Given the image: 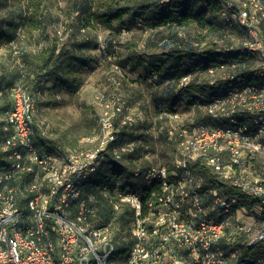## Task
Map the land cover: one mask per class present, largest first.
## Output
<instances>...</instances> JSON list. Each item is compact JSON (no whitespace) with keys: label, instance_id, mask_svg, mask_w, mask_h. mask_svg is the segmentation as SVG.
I'll list each match as a JSON object with an SVG mask.
<instances>
[{"label":"built area","instance_id":"obj_1","mask_svg":"<svg viewBox=\"0 0 264 264\" xmlns=\"http://www.w3.org/2000/svg\"><path fill=\"white\" fill-rule=\"evenodd\" d=\"M221 13L241 31L237 47L225 49L246 59L207 66L213 94L203 105L204 120L179 127L171 166H133L136 188H122L125 172L113 174L114 193L106 185L98 190L110 206L107 213L84 185L100 167L112 173L132 150V142L112 144L120 134L117 97L102 104L101 140L94 149H64L37 142L46 135L36 122L34 97L24 83L10 88L11 104L0 113V264L262 262L244 256L239 244L264 237V228L254 238L241 236L264 221V0H224ZM97 39L106 55L104 39ZM120 121L133 124L130 116ZM87 141L92 139L81 143ZM197 163L253 201L240 204L217 183L203 188ZM121 227L124 234L116 238Z\"/></svg>","mask_w":264,"mask_h":264},{"label":"rangeland","instance_id":"obj_2","mask_svg":"<svg viewBox=\"0 0 264 264\" xmlns=\"http://www.w3.org/2000/svg\"><path fill=\"white\" fill-rule=\"evenodd\" d=\"M79 1L0 0V31L9 29L12 35L0 44V74L9 86L24 83L28 87L35 100L36 122L55 147L75 149L84 144L85 148L94 149L101 140L98 117L102 104L115 96L122 113L114 117V123L123 132L122 142L133 144L129 152L132 157L125 156L123 162L139 167L171 166L177 151L175 138L179 127L205 117L197 97L199 92L187 85L189 82L202 85L212 76L203 70L198 60H192L190 72L181 77L178 74L182 68L170 69V59H165L164 70H152L147 76L137 62L115 66L118 60L132 59L135 54H147L154 64L164 59V54H177V50L192 53L210 47L220 50L232 45L236 48L240 28L234 20L225 18L222 11L214 14L208 9L212 25L191 22L150 28L129 13L123 18L125 22L133 20L130 28L114 22L112 29L98 25L95 30H80ZM98 35L104 39L105 48L112 45L113 52L100 54L85 40L89 37L94 42ZM51 47H55V53L60 48L68 49L74 59L83 64L65 75L70 81L74 78L76 81L60 91L53 87L47 75L50 64H43L34 57L42 49ZM183 58L187 63L189 59ZM183 77L189 82L185 83ZM7 88L0 93V113L7 105ZM123 116L133 118L132 126L121 123ZM87 137L92 141L81 143ZM105 188L108 190L107 186ZM91 190V187L86 188V191ZM262 228L264 221L254 224L252 230L241 236L254 238ZM229 231L236 233L233 227ZM259 264H264V257Z\"/></svg>","mask_w":264,"mask_h":264},{"label":"trees","instance_id":"obj_3","mask_svg":"<svg viewBox=\"0 0 264 264\" xmlns=\"http://www.w3.org/2000/svg\"><path fill=\"white\" fill-rule=\"evenodd\" d=\"M196 5H199V7ZM223 5L224 0H80L78 3V10L81 15L80 21L82 24L80 30H86L87 28L95 30L98 25L103 26L104 29H112L114 22H119L124 27L130 28L134 23L133 20L128 19V21L125 22L123 18L125 15H129V13H132L131 16L133 18L137 17L144 26L150 28H156L165 24L171 25L173 23L178 25H188L191 22H195L200 25H212L213 22L211 17L208 16L207 10L211 9L214 14H218L222 11ZM31 24L32 27H35L33 22H31ZM9 25L10 24H8V26ZM10 36L12 35H10L9 29L4 30V32L0 31V44L4 40H8ZM85 40L88 41V44H92L94 48L98 49L97 40L94 39L93 42L89 37ZM110 47L111 48L108 49L106 48L109 53L113 52L111 44ZM176 53L177 54L171 53L173 57H171L172 55L170 53L164 54V59L156 60L154 64L149 60L147 54H145L146 56L143 54H135L132 59L118 60L117 65L121 67V64L125 65L131 62H137L147 76L152 70H164L165 59H170V69H176L178 67L182 68L181 72L178 74V77H181L190 72L192 67L190 65H193L191 64L192 60H198L197 62L201 64L203 70H206L207 66L211 64L213 65L219 62L228 61L232 58L240 61L246 59V56L243 54H238L232 51L228 52L225 48L217 50L216 47H210L208 49L192 53H186L185 51L179 53L177 50ZM36 56L41 60V62H43V64H50L47 75L50 77L51 84L57 91H60L62 87H69L71 84L73 85L76 81L75 78L70 81L65 77V75L69 74L73 70H76L78 66L83 65L74 59V56L68 49L63 48H60L57 53H55V47L42 49L37 52L34 57ZM183 57L188 58L190 62L188 60L187 63H184ZM9 85L10 84L5 82L4 76L0 74V93L5 87H8L5 92L8 99L7 105L4 107L2 112L11 104L9 90L12 86ZM187 87L192 89L195 87L196 91L199 92L197 97L200 100L201 105L206 104L213 94V86H211L207 81L202 85H195L193 82H189ZM202 119L204 120V117ZM120 133L121 134H119L117 140L112 142V144L122 142L120 137L123 135V132L120 130ZM37 142H47L48 145L55 147L54 142L50 141V139L46 136H38ZM128 155L132 157V153L129 152L122 154L123 160L124 157ZM197 167L198 169L196 170ZM131 168H133V166H128V164L123 161L116 162L112 173H108L104 167H100L85 181V189L87 187L92 188L91 192L96 194L98 203L103 202L102 207L105 208L106 213L110 211V206L107 202H104L97 188L106 185L108 187V191L113 194L116 185V179L113 174L116 177H120L124 174V172L126 181H124L125 185L122 188H136L137 184L130 178ZM194 173L202 176L203 188H209L217 183L220 187H222L226 194L236 195L240 204H250L253 201V199L246 196L237 188L228 186L217 180L209 172V170L201 164H195ZM118 220L122 222V224L125 223L122 215H119ZM123 228L124 227H121L119 231H116L117 235L124 234ZM115 237L117 238L120 236L115 235ZM239 246L241 248V253L244 256L253 258L264 257V237L251 246H247L246 244H239Z\"/></svg>","mask_w":264,"mask_h":264}]
</instances>
